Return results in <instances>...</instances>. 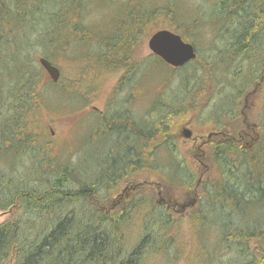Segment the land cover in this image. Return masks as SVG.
Instances as JSON below:
<instances>
[{
	"label": "trees",
	"instance_id": "obj_1",
	"mask_svg": "<svg viewBox=\"0 0 264 264\" xmlns=\"http://www.w3.org/2000/svg\"><path fill=\"white\" fill-rule=\"evenodd\" d=\"M89 2L0 0V144H10L14 150L22 147L21 153L25 148L29 153L34 151L36 139L26 130L33 128L32 112L44 103L37 87L47 77L38 59L43 57L55 65L52 54L74 47L70 36L80 33V44L89 40L98 44L89 60L93 65L84 62L82 68L89 65L96 73L110 74L122 70L120 88L132 82L139 68H152L154 60L171 71L176 69L152 53L136 61L155 11L137 19L122 18L106 28L105 34L89 39L88 29L79 21L80 15L88 11ZM129 5L126 2L121 6ZM216 8L213 21L222 22L218 38L223 46L215 60L210 59L207 64L204 61L203 66L212 63V70L217 72L213 87L220 85L224 78L221 76L230 72L233 78L225 84L237 91L234 96L224 97V91L210 90V98L221 96L215 103L216 111L220 109L218 113L222 115L216 123L223 136L210 140L204 149L187 151L193 159L213 163L216 175L210 180H198L192 164L178 149L172 129L174 118L185 110L182 107L192 108L199 97L208 94L199 81L189 91L190 84L188 89L183 85L181 99L172 91L154 100L146 119L120 116V110L102 114L99 133L84 138V147H91L90 154L79 156L77 162L60 166L49 156L50 167L31 164V173L18 177L7 176L0 167V210L13 213L11 219L0 223V264H142L149 253L168 255L174 251L173 231L178 220L169 207L153 200L151 191L143 193L140 189L136 179L149 173L158 174L164 187L185 192L190 206L196 203V210L189 217L195 236L207 241L208 231L215 230L210 249L201 248L203 263L264 264V108L261 124L255 123L259 135L256 142L242 146L224 140L240 128L237 124L242 113L241 98L264 82V0H221ZM163 12L172 19L173 11ZM182 23L170 22L161 28L193 44L181 30L202 25L193 20ZM154 31H148V37ZM37 49L40 53L34 54ZM84 50L87 49L72 52L77 55ZM195 51V59L187 63L201 60L196 48ZM216 61L219 68H214ZM78 81L71 79L63 91L58 85L61 77L56 82L47 80L44 86L57 88L56 93L62 91L64 98L78 99L83 85H78ZM224 86L222 90L226 89ZM115 91L116 87L113 94ZM261 92L262 98L264 90ZM159 148L166 151L163 160L157 153ZM12 154L6 151L1 155L10 161ZM2 161L6 160L0 156ZM128 181L132 182L129 186L137 188L130 198L121 199L117 188ZM111 197H115V202L119 200L123 208L112 211L95 205L97 198L110 201ZM141 207L149 208L139 219L132 246L127 247L125 228L133 226Z\"/></svg>",
	"mask_w": 264,
	"mask_h": 264
},
{
	"label": "rangeland",
	"instance_id": "obj_2",
	"mask_svg": "<svg viewBox=\"0 0 264 264\" xmlns=\"http://www.w3.org/2000/svg\"><path fill=\"white\" fill-rule=\"evenodd\" d=\"M219 1L221 0H90L88 11L83 12L79 19L85 29L89 30H87L88 33L86 34L89 39L94 35L98 37L105 34L106 30H108L106 28H109L111 24L118 22L122 18L137 19V17L146 15V12L155 11V16L153 17L152 15L153 20L148 28L150 32L156 30V28L162 29L161 27L166 26L170 22L180 24L182 21L190 23L193 20L202 25L198 29L196 26H185L181 30L182 34L193 43L201 60L187 63L182 67H176L172 71L163 63L154 60V63L150 65L152 68L146 70L147 72L144 71L143 67L139 68L132 82H127V87L120 88L121 85L118 81L122 75V70L111 72V74L105 71L96 73V71H92L93 67H89V65H93L92 61L89 63V60L93 59L94 54L92 52L95 51L94 48L98 45L94 40H89L90 44L82 45L78 41L82 38L80 33L77 36L68 37L71 44L74 42V47H69L68 50L60 51L56 55L52 54L51 59L61 72L62 83H58L61 90L63 91L71 79L78 78L80 81L77 84H83L80 86L81 90L79 89L81 95H77L78 99L64 98L62 91L56 93L57 88L55 89V87L45 89L47 86H44V82L48 80L47 77L41 81L40 87L37 88L43 94L44 103L40 109L32 112L30 118L34 125L31 130L29 128L26 130V133L30 131L36 139L34 151L29 153L25 148L26 151L21 153L22 147H20L21 150L19 148L14 150L10 144H0V156H2L4 161L6 160L0 163L1 170L7 176L14 177L30 174L28 167L31 164L42 166L43 168L50 167V165H47L48 162H46L49 160V156L51 160L56 161L60 166L75 163L79 156L85 157L90 154L91 147H84L86 141H84V138H90L93 137L92 135L99 133L103 126V123L100 125L102 114H110L114 110H120L118 111L120 116H131L134 120L146 119L148 109H150L154 100L159 99L160 96L164 97L172 91L175 94L178 93L177 96H180L178 99H181L184 91V89L182 90L183 85L188 89L190 84L187 90L189 91L193 89V84L199 81L203 92L208 94L204 93L203 96L199 97L197 102L194 103L195 107H182V110L183 108L185 110L174 118L175 123L172 125V129L174 134H176L177 147L186 160L190 161V165L192 164L191 167L195 176L200 181L210 180L212 175H216L217 167L210 161L203 163L198 159H193L187 151L192 148H198L201 144L200 141L194 142L192 139L194 136H203L201 140H204L209 132L219 131L216 121H220V116L222 115H220V112L218 113L220 109L216 111L217 103L215 101L218 102L221 96L210 98V90L213 93L224 91V97L227 95L234 96L237 91V89L226 86L233 78L230 72L223 74L221 76V79L224 77L222 79L223 82L217 87H213L217 81L213 76L217 75V72L215 73L212 70V63L206 67L203 66L204 61L207 64L210 59L212 61L215 60L216 53L223 46L221 39L218 38L222 22L213 21L215 18L213 13L217 9ZM126 2L130 3L129 7L121 6L122 3L125 4ZM164 10L173 11L172 19L167 18L169 15L168 13L166 15V12H163ZM148 31L143 34V42L136 55V61H139L140 57H146L151 54L147 48ZM68 38L67 40L69 41ZM75 41L77 42L75 43ZM76 44H79L81 49L87 50L77 52V55H75L76 52L73 53L72 51L81 50L78 49ZM39 50L37 49L34 54L40 53ZM39 56L36 55L35 57ZM35 60L37 62V58ZM84 62L89 64L85 70L82 68ZM215 67L219 68L217 61L214 64ZM210 70L212 71L209 72ZM144 72L150 74L145 75ZM206 73L212 75L213 78L207 76ZM94 76L96 79H94ZM225 82L227 83L225 84ZM224 85L226 89L222 90ZM115 87L116 91L113 94ZM263 90L264 82L262 85L255 86V89L250 94L248 93L245 98L242 97L240 100L242 113L239 122L236 120L240 128L231 135L242 139L238 141L242 146H251L257 140L258 131L255 123L261 124V109L264 108V97L261 98V91ZM92 107H96L100 110V113L97 114V111L93 110ZM184 129L192 131L190 138L184 136ZM104 132H107V130L105 129ZM240 133H243V135L241 136ZM251 138H255V140L251 141ZM200 148L204 149V144H201ZM40 150H42V154ZM6 151L13 153L12 160L9 161L8 158H4L5 155H1ZM157 153H159L162 160L167 156L166 151L161 148L158 149ZM136 181L140 182V189L145 191L143 193L151 191L153 200L169 207L174 218L178 220L173 231L172 250L174 251L167 252L168 255L160 252L149 253L143 259L142 264H205L203 263L205 257L202 259L201 248L204 251L206 250L205 247L208 250L210 249L211 241L216 232L215 230L208 231L207 241H202L194 235L189 217L196 210V203L190 206L191 201L185 196V192L171 188V186L164 187L163 181L156 173L143 174V177H139ZM131 183V181H128L120 183L122 185L118 186L116 193L123 194L120 197L121 199L130 198L136 190L137 187L129 186ZM111 198L112 200L110 201L97 198L95 205L100 206L102 209L110 210L112 208V211H118L123 208L119 204V200L115 202V197ZM184 204L187 205L183 206ZM148 208H139L134 216L133 226L125 228L127 247L132 246L139 230V219ZM12 216L13 213L4 214L0 210V223L11 219ZM200 236L203 237L204 235Z\"/></svg>",
	"mask_w": 264,
	"mask_h": 264
},
{
	"label": "water",
	"instance_id": "obj_3",
	"mask_svg": "<svg viewBox=\"0 0 264 264\" xmlns=\"http://www.w3.org/2000/svg\"><path fill=\"white\" fill-rule=\"evenodd\" d=\"M147 48L150 53L158 56L163 62L180 67L195 59L196 51L193 44L183 40L181 36L168 29H158L147 40ZM39 64L53 82L59 79V69L47 59L40 57ZM184 136L189 138L190 130L184 129Z\"/></svg>",
	"mask_w": 264,
	"mask_h": 264
},
{
	"label": "flooded vegetation",
	"instance_id": "obj_4",
	"mask_svg": "<svg viewBox=\"0 0 264 264\" xmlns=\"http://www.w3.org/2000/svg\"><path fill=\"white\" fill-rule=\"evenodd\" d=\"M47 75V74H46ZM60 75H61V72H60ZM47 79L48 80H50L49 79V77L47 76ZM262 80L264 81V78H262ZM92 109L93 110H96L97 111V113H100V110H98L96 107H92ZM184 133V132H183ZM240 135L242 136V134L240 133ZM192 136V131L190 130V134H189V138ZM217 136H223V134L221 133V131L219 130V131H211V132H209L207 135H206V138H204V140H201L202 138H203V136H200V135H197V136H194L192 139L194 140V142L196 143V142H198V141H200L201 142V144H204V145H207L208 144V142L210 141V140H212L213 138H215V137H217ZM258 133H257V138H258ZM224 140H226V141H228V140H232L233 142H236V143H238V141H241L242 139H238L236 136H233V137H229L228 139H224ZM255 140V138H251V141H254ZM200 144V145H201ZM200 145L198 146V148L200 149ZM123 194H121V196H122ZM4 214H6V213H9V212H3Z\"/></svg>",
	"mask_w": 264,
	"mask_h": 264
},
{
	"label": "bare ground",
	"instance_id": "obj_5",
	"mask_svg": "<svg viewBox=\"0 0 264 264\" xmlns=\"http://www.w3.org/2000/svg\"><path fill=\"white\" fill-rule=\"evenodd\" d=\"M145 144V143H144ZM82 152V151H81ZM45 158V157H44ZM48 159V158H47ZM47 159H45V160H47ZM43 160V159H42ZM46 162H48V161H46Z\"/></svg>",
	"mask_w": 264,
	"mask_h": 264
}]
</instances>
